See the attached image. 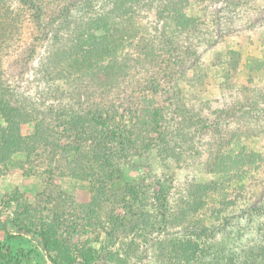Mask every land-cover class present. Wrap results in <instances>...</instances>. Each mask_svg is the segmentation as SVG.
I'll use <instances>...</instances> for the list:
<instances>
[{
	"label": "rangeland",
	"instance_id": "1",
	"mask_svg": "<svg viewBox=\"0 0 264 264\" xmlns=\"http://www.w3.org/2000/svg\"><path fill=\"white\" fill-rule=\"evenodd\" d=\"M133 1L31 0L37 9L0 0V85L5 80L12 104L33 114L13 119L9 106L0 113V264H53L25 230L40 232L55 208L75 252L100 250L114 225L122 231L108 241L104 264H168L160 242L184 244L193 230L201 233V220L214 228L201 238L205 264L210 255L242 262L264 249V0H143L127 10ZM66 7L76 21L71 53L40 67L55 39L37 25L36 11L44 25L68 30L58 22ZM108 33L116 46L101 38ZM117 57L129 69L107 89L122 118L107 122L117 124L124 149L113 140L106 154L91 153L87 141L70 150L83 120L76 115L86 117L91 97L81 69L94 61L112 66ZM64 71L72 75L60 78ZM147 107L161 112L157 124L129 119V110ZM184 124L181 143L174 134ZM36 132L47 136L33 140ZM161 132L172 133L176 159L158 147ZM246 155L251 162H238ZM159 180L169 208L184 214L145 238L133 226L142 212L158 216ZM202 261L197 255L181 264Z\"/></svg>",
	"mask_w": 264,
	"mask_h": 264
},
{
	"label": "trees",
	"instance_id": "2",
	"mask_svg": "<svg viewBox=\"0 0 264 264\" xmlns=\"http://www.w3.org/2000/svg\"><path fill=\"white\" fill-rule=\"evenodd\" d=\"M27 5H31L32 8L35 7V4L31 3V0H23ZM91 1L94 2L95 0H87V3ZM143 0H135L132 3H127V10L132 8H136L135 4L138 5ZM189 0H186L188 2ZM166 4L168 5L170 2L172 4L177 3V0H165ZM74 5V4H72ZM71 5V7H72ZM132 6V7H131ZM39 9V8H37ZM133 9V10H134ZM37 25L52 39H55L52 44L49 46V50L47 54L45 55V61L40 62V67H43V65H46L47 61L52 60L54 57H62L65 58V56L69 55L71 52V47L73 45V33L71 32V29L75 25V20H71L73 17L74 10L72 11V8L66 7V9L60 14V20L58 22L63 21V25H70V28L68 30L59 27V30H54L50 27V25H53L52 23L43 24L41 21V16L39 15V11L37 10ZM72 15V16H71ZM40 16V17H39ZM175 22H178L180 19L178 17L171 18ZM53 20V19H52ZM46 36V35H45ZM47 37V36H46ZM100 37V36H99ZM101 38H104L105 42H107L108 46L114 45L116 46V35L114 33H108L103 35ZM69 39V40H68ZM100 44V41H99ZM76 51V49H75ZM119 53V51H118ZM84 58V57H83ZM72 60L73 62L77 61L75 57ZM85 59V58H84ZM111 60V59H110ZM87 61V59H85ZM112 66H106V67H100L96 64L94 61V64L91 65V67L82 68L81 70V78H83L82 86L85 88V92H90L91 97L87 100V104L85 105L84 111H86V117H80L79 115H76L77 119H83L82 121L77 122V126L75 128L77 129L76 133V144L75 145H69L70 150H75L79 152V147L86 145L90 146V152L97 153V150H103L104 154H106L105 150L109 148L108 144L110 141L115 140L117 143H119V150L124 149V142L122 138V132L118 131L115 126L117 124H111L107 121L116 118H122V114L118 113V107H116L115 100H111L109 96V89H107V85L109 83L113 84H120L121 78L125 77V74L127 70L129 69V62L127 58L120 61V58H115L113 61ZM69 70V69H67ZM41 71V70H40ZM70 71V70H69ZM64 71L63 73H60V78H69L68 75H72V72ZM61 72V69L59 70ZM4 83L0 85V113L2 108H11L9 109V112L13 116V119L18 117L17 115L21 114L22 116H33V114H30L31 112L23 111L22 108H20L17 105L12 104L11 98L12 96L7 94V89L9 88L8 84L5 82V80H2ZM98 90V91H97ZM93 96H98L99 98L93 101ZM9 106V107H7ZM114 110L117 115H112L110 112ZM39 116L41 113L40 111L37 112ZM17 114V115H15ZM35 116V115H34ZM129 116L131 118L129 119H143L145 121V125L148 123H156L157 119L161 116V112L158 113L153 111L152 109H149L148 107L145 109H142L141 112H135L129 110ZM189 118H194V115L191 113ZM123 119H120L119 121H122ZM191 120V119H188ZM194 120V119H192ZM98 126L104 127V135L102 136L101 133L97 134L95 129H99ZM156 126V125H155ZM135 127V126H132ZM186 125H183V128L178 129L177 132H175L174 135L180 136L182 141L181 143H185L188 141L187 138L183 137L182 135L186 131ZM167 129V127H166ZM39 130V128H37ZM42 130V129H40ZM176 131V130H175ZM40 132H36V135L34 134L31 138L33 140H36L38 138H44L42 135L40 136ZM162 134V132H161ZM172 135L169 134L167 136H163V138L159 137L160 143L158 144V147L160 150L163 151V154L166 156L167 159H170L172 156L176 159L177 155V149H176V141L173 140V137L169 139V137ZM129 142H131V137L129 136ZM180 143V144H181ZM32 149V147H31ZM28 150V149H27ZM238 162L240 163H248L251 162L250 156L246 155L244 157L239 158ZM158 184L160 186V189L158 190V196L155 197V205H156V211L158 213V216H149L150 214L145 211L146 213L141 214L139 216L142 219L136 220V223H134L133 229L134 230H141L143 232H146V235L151 233L152 231L159 230L162 227V230L164 232L166 224H169L172 222V220H175L176 222L179 221L178 215H183L184 212L180 213H173L172 209L169 208L168 203V197L166 195V183L164 181L159 180ZM165 184V185H164ZM122 202V201H121ZM119 205H124L126 207L129 206V200H123L122 203ZM172 216L171 218L169 216ZM114 219H118L119 215H113ZM156 217V218H155ZM49 220H44L46 223V226L43 227V229L40 230V232H32L30 230H25L29 234H33V237L35 241L38 243V248L43 250L45 254L49 256L51 259V262L53 264H74L75 262H78L79 264H104L102 263V258L104 256L105 250L108 246V241L110 238L113 237H119L118 235L122 233L120 229H117L116 225L114 229L111 230L109 233L110 237L109 240H107V243H101L104 245L100 250H97L91 246L83 245L78 249V251L75 252L74 248L77 247L75 244L71 243V240L66 239L65 235V225L62 224L61 220V211L58 208H55L53 210L51 217H48ZM121 221V225L126 230L128 223L125 219L121 218L119 219ZM190 223V222H189ZM203 228L201 229V233H197L195 230H193L194 235L188 236V239L185 240L184 244H181V242L170 244L166 243L165 240H162L160 242L159 246H163V249L161 248V252L165 256V260L169 261L168 264H181V260L188 259L189 262L193 261L194 256L201 257L202 264L204 263V244L201 243V238L205 237V235L209 234L214 230L213 227H207L202 222L201 223ZM23 228V227H22ZM130 228V226H129ZM123 230V231H124ZM38 236V237H37ZM152 244L145 246L146 249L149 246H154L155 239L153 238L151 240ZM146 244V243H145ZM158 248V247H157ZM260 252L256 253L255 250H253V257L249 258L248 260H244L242 262H233V256L229 254H225L223 256H217L214 257L210 255V261L206 264H264L261 263L260 259L264 257V249L258 248ZM136 251V247H134L131 251H129V255H131L133 252ZM202 251V252H201ZM108 254V253H106ZM171 257V258H170ZM105 264H110L109 261H107Z\"/></svg>",
	"mask_w": 264,
	"mask_h": 264
}]
</instances>
